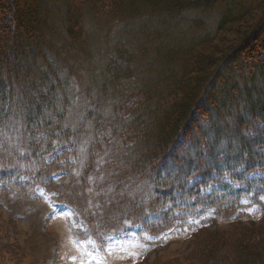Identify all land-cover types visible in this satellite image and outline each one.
I'll return each instance as SVG.
<instances>
[{
	"label": "trees",
	"instance_id": "16d2710c",
	"mask_svg": "<svg viewBox=\"0 0 264 264\" xmlns=\"http://www.w3.org/2000/svg\"><path fill=\"white\" fill-rule=\"evenodd\" d=\"M86 13L99 25L149 15L157 27L142 21L132 36L139 34L145 45L158 43L161 35L172 40L156 44V71L145 77L128 71L145 59V47L128 51L126 41L118 40L114 60L122 68L109 62L108 76L116 82L126 77L132 86H120L122 98L111 102L109 116L100 104L88 103L76 126L55 64L60 41L80 46L87 40L80 25ZM85 150L97 151L89 156ZM259 173L264 174V0H0L1 188L46 190L59 180L64 192L87 183L96 192L113 181L108 188L118 189L132 176L133 185L154 189L157 200L147 210L156 223H139L155 231L162 221L168 226L173 213L194 218L253 187L264 192ZM134 187L127 189L140 193V208L142 188ZM68 204L76 210L74 201ZM79 211L93 226L92 214ZM180 261L264 264V215L260 222L235 219L200 229Z\"/></svg>",
	"mask_w": 264,
	"mask_h": 264
},
{
	"label": "rangeland",
	"instance_id": "374dc122",
	"mask_svg": "<svg viewBox=\"0 0 264 264\" xmlns=\"http://www.w3.org/2000/svg\"><path fill=\"white\" fill-rule=\"evenodd\" d=\"M131 20L121 18L99 25L86 13L80 25L85 28L87 40L84 39L80 46L60 41L63 49L55 64L59 72L56 78L64 84L63 90L62 85L59 87L60 94H65L70 100L69 111L73 114L69 119L72 124L77 126L83 122L85 111L91 107L88 103L91 102L100 104L101 112L109 116L112 113L108 108L111 102L122 98L119 94L120 86L124 90L132 86L126 77H119L116 82L112 76L111 79L108 76L109 62L112 65L119 63L114 60L118 40L126 41L123 48L128 51L142 45L145 47V59L139 58L135 62L138 67L128 70L131 74L145 77L149 75L150 69L156 71L152 67L155 59L153 49L157 51L156 44L170 42L172 38L165 39L161 35L158 43L151 41L145 45L139 34L134 37L131 32L142 21L148 23L150 28L157 27L155 19L148 15L146 19H137L138 22ZM119 65L122 68V63ZM87 133H90V129ZM96 151L85 150L84 155L93 156ZM59 175L56 173L54 177ZM258 175L264 176L263 173ZM128 179L118 183V189L108 188L114 185L113 181L112 184H104L96 192L89 188L88 183L78 191L67 189L64 192L59 180L46 190L36 187L24 191L12 190L9 186L1 188L0 184L1 263L182 264L180 259L188 242L200 229L215 225L223 227L235 219L260 222L264 215L263 187L258 186L253 187L249 194L239 195V198L236 196L237 199L222 200L216 208L206 209L198 216L194 215V218L181 220L173 213L168 226L162 225V221L158 229L150 231L147 226L138 223L142 219H147L148 224L156 223L155 214L147 210L154 208L151 203L157 200L154 189L144 182L133 185L137 179L132 176ZM130 185L139 191L142 188L140 208L137 207L136 197L140 193L127 189ZM63 192L65 200L60 195ZM124 193L128 197H124ZM102 197L111 207L107 208L101 201ZM69 201H74L80 214L82 212L79 210L85 215L92 214L94 225L87 226L82 216L69 208ZM1 256H4L3 259Z\"/></svg>",
	"mask_w": 264,
	"mask_h": 264
}]
</instances>
